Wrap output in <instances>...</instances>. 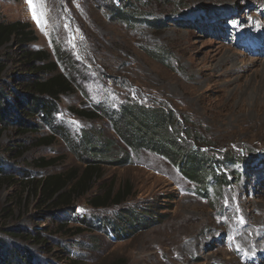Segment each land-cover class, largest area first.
Listing matches in <instances>:
<instances>
[{"label":"rangeland","instance_id":"rangeland-1","mask_svg":"<svg viewBox=\"0 0 264 264\" xmlns=\"http://www.w3.org/2000/svg\"><path fill=\"white\" fill-rule=\"evenodd\" d=\"M130 1L155 23L128 26L114 18L110 0H46L42 30L26 0H0V19L28 22L37 35L1 49L0 86L21 92L20 101L28 93L24 82L34 74L24 48L51 54L54 72L75 81L58 100L54 122L64 132L39 117L26 118L38 123L28 130L13 120L2 125L0 264H264V44L255 42L264 40V0ZM225 49L234 60L217 67L212 56ZM131 100L174 111L186 144L222 164L221 191L202 194L171 161L124 144L110 117ZM95 107L104 112L93 120L73 110ZM83 130L111 141V156L87 176L89 188L72 207L54 210L41 181L61 174L73 188L91 157ZM226 155L235 161L225 163ZM120 190L127 194L119 204H91ZM134 211L132 231L122 217Z\"/></svg>","mask_w":264,"mask_h":264},{"label":"trees","instance_id":"trees-1","mask_svg":"<svg viewBox=\"0 0 264 264\" xmlns=\"http://www.w3.org/2000/svg\"><path fill=\"white\" fill-rule=\"evenodd\" d=\"M110 1L112 2L110 5L114 18L124 22L128 26L138 21L155 23L141 16V13L135 9L130 0ZM34 33L35 31L32 30V26L28 22L21 20L5 22L0 19V51L15 39L19 43H31L37 38V35ZM150 53L155 55L157 52ZM22 54H24L26 66L29 67L28 73L30 75L34 74V76L31 80L24 82L28 93L24 96L22 95V101L18 99L21 92L15 91V94L12 95L10 93L13 90L11 86H0V137L3 133L2 125H7L12 120L26 130L33 128L38 123L31 125L27 120L31 117H39L42 124L53 128V130L56 129L64 132L61 126L55 124L54 119L56 118L55 114L58 109V100L62 94L73 91V85H75L74 79H71L62 72H54L57 69L58 62L52 61L51 54H48L44 50L31 51L24 48ZM159 55L157 58H159ZM2 70L3 65L0 63V72ZM50 74L52 76L49 77ZM16 86L22 85L18 83ZM18 106H21L23 110H20ZM73 110L91 120L104 112L99 107L87 110L74 108ZM110 120L119 137L131 151H153L164 159L171 161L188 182L195 184V189L202 192V194L209 195V190L213 187L215 189L218 187L221 191L222 186L227 183L226 175H223L221 172L220 166L222 164H218L217 161H214L209 155L207 156L200 148L188 146L184 138L180 136L182 130L181 124L172 109L167 110L158 106L149 108L131 100L122 104L119 110L112 113ZM188 132L187 134L192 136L191 131L188 130ZM94 136L93 132L84 130L79 135V139L83 141L81 147L84 145V148L89 149L91 157L86 161L88 168L76 184L72 186L73 188L67 191L70 183L66 180L62 181L63 176L61 174L50 176L41 181L42 191L50 200H53L49 206L53 207L54 210L62 207H72L76 194H83L89 188L85 184L87 176L93 172L97 164L102 162L101 160L109 159L108 157L111 156L113 143L108 141L102 144L98 140H95ZM230 156H224L223 160L225 163H233L235 161L234 156L232 158ZM211 160L213 161L210 163ZM39 161L41 165L53 163L52 159L46 160L45 158H40ZM113 161L116 164H124L127 159ZM217 171L221 172L222 175L217 174ZM3 174V170L0 169V178H3ZM8 179H12V177H8ZM112 194L113 192L110 191L103 196L96 195L91 204L94 206H107L111 203L119 204L127 193L120 190L113 197ZM217 194H219L218 190ZM136 216L137 213L134 211L128 212L127 216L122 217V220H126V222L127 220L130 221L127 226L132 231L136 226L132 224L134 221L137 222ZM115 226L114 230L117 228ZM125 231L127 232L126 228L121 226L118 233L119 235H123L122 233ZM130 233L128 232V235ZM8 262L4 261L3 264H9Z\"/></svg>","mask_w":264,"mask_h":264},{"label":"snow or ice","instance_id":"snow-or-ice-1","mask_svg":"<svg viewBox=\"0 0 264 264\" xmlns=\"http://www.w3.org/2000/svg\"><path fill=\"white\" fill-rule=\"evenodd\" d=\"M29 5V10L32 18L42 30H46L48 25V10L46 8V0H26ZM39 5V6H38ZM67 27V25H65ZM47 34V32L45 33ZM240 222L243 223V218L240 217Z\"/></svg>","mask_w":264,"mask_h":264},{"label":"bare ground","instance_id":"bare-ground-1","mask_svg":"<svg viewBox=\"0 0 264 264\" xmlns=\"http://www.w3.org/2000/svg\"><path fill=\"white\" fill-rule=\"evenodd\" d=\"M263 32L262 27H260L256 32ZM255 42L258 45H263L264 44V40L261 42L260 40L258 41V38L255 39ZM264 47V46H263ZM262 47V48H263ZM239 51V50H238ZM262 51V50H260ZM240 53H242L241 51H239ZM235 52H232V49H225V50H219L216 54H214L212 56V60L216 62V66L217 67H223L225 66V62L226 64L234 58ZM234 60V59H233ZM232 65V64H231ZM237 66V65H236ZM237 68V67H236ZM230 71L228 72V76H231L232 74V68L229 67ZM239 211V210H238ZM240 217V216H239ZM241 231V230H240ZM241 235V234H240ZM257 239V237H253V239ZM261 238V237H260ZM248 239V238H247ZM252 239V238H251ZM241 241V239H240ZM255 241V240H254ZM249 242V240H248ZM254 244V245H253ZM252 246L250 245V247H252V251H255V249L257 248V246L255 245V243H253ZM260 245V244H259ZM187 246V245H186ZM190 246V245H189ZM247 247V246H246ZM247 249V248H246Z\"/></svg>","mask_w":264,"mask_h":264}]
</instances>
